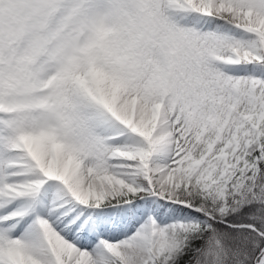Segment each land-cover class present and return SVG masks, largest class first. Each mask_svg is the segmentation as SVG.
<instances>
[{"label": "snow or ice", "instance_id": "6c2138e0", "mask_svg": "<svg viewBox=\"0 0 264 264\" xmlns=\"http://www.w3.org/2000/svg\"><path fill=\"white\" fill-rule=\"evenodd\" d=\"M0 264H264V0H0Z\"/></svg>", "mask_w": 264, "mask_h": 264}]
</instances>
